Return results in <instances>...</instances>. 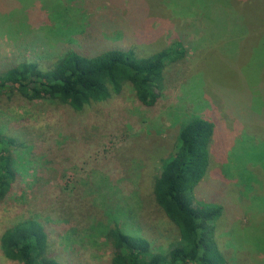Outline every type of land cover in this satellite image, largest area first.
Masks as SVG:
<instances>
[{"label": "rangeland", "instance_id": "obj_1", "mask_svg": "<svg viewBox=\"0 0 264 264\" xmlns=\"http://www.w3.org/2000/svg\"><path fill=\"white\" fill-rule=\"evenodd\" d=\"M242 1L0 0V70L21 61L48 69L66 31L73 45L84 31L97 49L143 52L172 39L184 48L165 65L151 110L135 102L130 84L77 112L0 90V131L15 140L17 169L0 198V236L20 221H40L46 256L59 264H111L105 232L114 225L167 250L178 231L155 201L154 175L177 122L214 115L213 161L196 194L223 204L216 222L228 264H264V6L245 22L238 15L251 5ZM0 264L19 262L0 248Z\"/></svg>", "mask_w": 264, "mask_h": 264}, {"label": "trees", "instance_id": "obj_2", "mask_svg": "<svg viewBox=\"0 0 264 264\" xmlns=\"http://www.w3.org/2000/svg\"><path fill=\"white\" fill-rule=\"evenodd\" d=\"M234 3L237 2H230L232 8ZM239 3L251 5L245 15H238L245 22L257 20L258 11L264 6V0H255L254 8L253 0ZM80 33L73 45L74 33L65 32L69 40L46 70L35 62L24 61L3 67L0 90H13L30 101L66 105L77 112L90 103L108 101L124 84H130L135 102L141 109L151 110L163 88L165 65L178 61L184 53L181 43L173 39L159 49L144 48L143 52L114 45L97 49L84 31ZM88 46L91 50L84 49ZM211 116L194 114L177 122L172 150L160 158L152 182L155 201L177 229L178 239L167 250H153L145 237L125 233L117 225L108 227L105 238L111 243V264H228L218 243L216 222L223 204L219 198L204 196L206 191L201 195L206 197L205 201L196 194L213 161L210 145L215 138L216 122ZM14 143V138L0 131V198L16 180L17 169L10 149ZM218 159L220 153L214 160ZM222 179L229 182V191L230 179ZM0 248L6 258L19 264H59L46 256L47 233L35 219L6 228L0 236Z\"/></svg>", "mask_w": 264, "mask_h": 264}]
</instances>
